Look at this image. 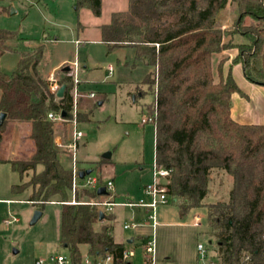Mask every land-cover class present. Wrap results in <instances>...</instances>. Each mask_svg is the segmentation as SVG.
Listing matches in <instances>:
<instances>
[{"label":"trees","instance_id":"16d2710c","mask_svg":"<svg viewBox=\"0 0 264 264\" xmlns=\"http://www.w3.org/2000/svg\"><path fill=\"white\" fill-rule=\"evenodd\" d=\"M228 0H128L127 9L110 15L99 26L100 41L107 53L132 48L135 58L152 68L143 80L154 96L150 107L154 125V162L169 171L167 195L180 217L193 209L206 213L207 234L214 244L218 264H262L264 261V124H240L231 118V96L241 94L222 59L213 75V54L229 48L238 51L231 65L240 64L244 78L264 84V27L247 28L248 20L264 22V0H232L238 11L235 32L244 33L245 43H224L226 31L217 28L216 17ZM88 9L101 15V0H75V10ZM1 13V12H0ZM260 21V20H259ZM264 24V23H262ZM16 35L0 29V58ZM43 45L23 54L14 72L0 69V149L8 123L27 125L33 152L25 159L8 162L23 179L13 192L31 187V204L43 206L52 198L61 205L59 244L72 264H80L81 249L90 255L111 254L121 263L126 243L113 238L115 219L89 204L71 205L72 169L66 167L70 153L55 142L71 119V78L62 73L61 98L49 91V83L38 73ZM144 94V92L142 91ZM141 94V95H143ZM63 121L49 120L48 113ZM63 113V116L61 115ZM37 166L42 170L36 172ZM230 177L226 200L205 203L210 176ZM81 196L97 199L96 190ZM80 194L77 196V199ZM100 223V229L95 225Z\"/></svg>","mask_w":264,"mask_h":264},{"label":"rangeland","instance_id":"374dc122","mask_svg":"<svg viewBox=\"0 0 264 264\" xmlns=\"http://www.w3.org/2000/svg\"><path fill=\"white\" fill-rule=\"evenodd\" d=\"M108 4V0H105L103 15L95 17L86 8L75 10V0H0V29L16 35L7 43L14 51L3 54L0 69L7 74L14 72L23 54L43 45L37 71L44 79L52 72L60 84L63 77L61 69L68 66L66 75H69V64L76 62L78 83L76 88L72 84L71 89V119L64 125V131H59L55 138L58 147L67 150L66 145L71 142L73 120L77 123L76 129L84 137L78 143L75 161L73 154L67 150L70 158L65 166L75 167L79 172L89 171L90 176L101 182L111 180L116 201L135 204L148 200L144 187L153 181L154 125L151 122L142 123V119L151 116L150 107L154 101L147 86L142 84L152 68L136 59L132 48L107 53L105 44L93 40L98 24L103 20L109 21ZM237 18V6L232 0H228L215 22L217 28L226 31L223 37L225 44L247 42L243 32H235ZM260 18L248 20L247 28L264 27ZM82 32L86 40L76 45L77 41H81ZM223 52H226L228 59L234 55L232 60L238 54L235 48L225 49L220 53ZM224 60L226 63L227 60ZM62 61L67 64L59 66ZM212 61L211 58V63ZM212 67L216 77L217 67ZM255 86L253 96L258 104L254 109H244L247 112L242 113L247 115L241 121L264 124V84ZM91 93L93 98L89 97ZM238 109L241 110L240 107ZM27 128V125L7 124L0 159L19 160L30 155L33 143L26 136ZM105 154L109 158H105ZM41 170L42 167L37 166L36 172ZM31 174L29 172L20 180L18 172L8 162L0 161V264H35L39 259H47L49 256L68 257L67 250L59 244L61 205L58 199L52 198L40 206L29 202L33 192L30 186L20 192L12 191L13 185L27 182ZM210 179L204 202L226 200L230 177L213 173ZM85 189L89 190L82 183H77L75 200H96L81 196V191ZM68 199L72 200L71 192ZM35 212L41 215L31 224ZM153 213L157 223L155 229L146 224L147 216ZM196 214L203 216L201 227L192 225ZM113 215L114 240L123 243L126 238L134 237L133 244L125 245V248L134 251L137 256L135 262H139L138 257L142 254L138 236H150L155 240L159 264H218L214 244L210 243L207 234L206 213L202 208L193 209L180 217L176 205L169 201L156 206L154 211L142 207H117ZM131 223L134 224L133 228H122L124 224ZM100 226L97 223L95 230L98 231ZM198 244L203 246L204 256L198 253ZM86 252L85 248L81 249L82 256Z\"/></svg>","mask_w":264,"mask_h":264},{"label":"built area","instance_id":"2783aa9c","mask_svg":"<svg viewBox=\"0 0 264 264\" xmlns=\"http://www.w3.org/2000/svg\"><path fill=\"white\" fill-rule=\"evenodd\" d=\"M78 45L79 42H76ZM71 68V72L69 73V77L71 78L72 84L74 88H76L78 80L76 79L77 75L76 72L78 70V64L76 62H72L69 64ZM46 80L49 83V91L51 94L55 95L60 84L57 83V80L53 77L52 74L47 76ZM77 92L75 90L74 96H76ZM90 98H93L94 95L91 93L89 94ZM47 118L49 120H55V121H63L62 118L59 115L48 113ZM152 116H148L147 119H142V123L151 122L152 123ZM76 121L73 120V129L71 131V142L66 145V149L73 154L74 161H75V152L78 147V143L83 139L84 134L76 129ZM79 171H76L75 167L72 168V185H71V193H72V200H70L67 204L71 205H79V204H89L96 206L103 212L105 215L109 216L112 215L113 211L117 207H142L146 210L154 211L156 206L167 204L170 201V198L167 195V183H168V177H169V171L157 167L155 162L153 164V181L152 184L146 185L144 187V192L146 195H148V200L144 201L141 200L138 203H130V202H117L115 196L113 195V186L112 181L107 180L105 182H101L95 177L90 176L89 174L85 175L83 179H80L78 177ZM160 180H163V182H160ZM77 183H82L83 187H88L89 189L97 190L100 187H103L106 191L105 195L99 196L96 200H89L87 202H78L75 200V192H76V185ZM201 215L196 214L193 216V222L192 225L195 227H201ZM7 223V222H6ZM146 224H150L154 229L157 225L155 220V214H149L147 216ZM134 224H124L122 228L124 230H128L129 228H133ZM142 242V254L140 256L139 262H135L136 255L132 249H126L124 248L122 254H121V263L122 264H159V261L156 258V252H155V240L154 237L147 236ZM197 251L202 256L205 255V250L201 244L197 245ZM113 256L111 254H106L105 256H101L98 254L90 255L86 252L84 256H81L80 264H113ZM243 264H249V258L244 257L243 258ZM35 264H72V261L69 257L65 258L61 255L57 256H49L47 259H39L35 262ZM214 264V263H210ZM264 264V261L263 263Z\"/></svg>","mask_w":264,"mask_h":264},{"label":"crops","instance_id":"0c3cea01","mask_svg":"<svg viewBox=\"0 0 264 264\" xmlns=\"http://www.w3.org/2000/svg\"><path fill=\"white\" fill-rule=\"evenodd\" d=\"M108 3L109 4L107 5V7H110L109 10H108V14L111 15V13H114V12H122V11H125L127 9L128 0H108ZM104 7H105V0H101V15H103ZM109 20H110V17H109ZM105 22H106V20H103V21H101L98 24V31H97V33L95 35V38L93 40H96L98 42H101L100 41L99 26H101L103 24H107L109 21L106 22V23ZM83 35H84L83 32L80 33L81 41H77V42H79L78 45H80V42H82V41L84 42L86 40V39H84L86 37H84ZM226 55H227L226 52H223V53L215 54L212 57V60H213L212 61V65L214 66V68L217 67V63H218V61L220 59H226L227 60V62L225 63V65L223 67V71H224L225 74L229 70V68L231 66L232 57L234 56V55H231L229 57L230 59H228ZM65 64H67V63H65L64 61H62L59 66H63ZM50 73L52 74V72H50ZM242 74L243 73H242L240 64H236V65H232L231 66V75H232L235 83L237 84V86H238L241 94L239 96L237 94H235V93L232 94V96H231L230 115H231V118L233 119V121H235L237 123H240V124H249L247 121H241V120L242 119H245V117L247 115V114H244L245 112H247V111H244V109H250V108L254 109V108H256V105L258 104V103H256V100H254V96H253L254 89H256L255 88L256 87L255 85H257V84H254V83H251V82L247 81ZM47 76H48V74H47ZM239 107L241 108V110L238 109ZM243 111H244V113H242ZM241 122H243V123H241ZM55 142L57 144V139L56 138H55ZM32 152H33V150H32ZM80 170H83V169H80ZM112 216L115 218V216L113 215V213H112ZM138 237H139V239L141 241L140 244H142L143 240L146 237H142V236H138ZM129 240L131 241V243H128ZM133 242H134V237H130V238H126V240L123 243H126V245L129 246L130 244L132 245ZM83 248H85V247H83ZM140 256H141V254L138 257L139 260H140Z\"/></svg>","mask_w":264,"mask_h":264},{"label":"water","instance_id":"95a60500","mask_svg":"<svg viewBox=\"0 0 264 264\" xmlns=\"http://www.w3.org/2000/svg\"><path fill=\"white\" fill-rule=\"evenodd\" d=\"M68 71H69V67H68V66H65V67H63V68L61 69V72H62V73H66V72H68ZM65 87H66L65 85H61V86L59 87V89L57 90V92H56V94H55V96H56L57 98H61V97L63 96L64 91H65ZM99 104H101V103H99ZM61 115L63 116V113H62ZM4 120H5V114L1 113V114H0V125H2V123H3ZM104 157H105V158H109V155H108V154H105ZM89 173H90L89 171H80V172L78 173V177H79L80 179H83L84 176L87 175V174H89ZM96 192H97V195H98V196H101V195H105V194H106V191H105V189H104L103 187L98 188V189L96 190ZM40 215H41V214H40L39 212H35V213H34V216H33V218H32L31 224H33L34 222H36ZM103 215H104L103 212H100V213H99V220H100V221L102 220ZM128 243H131V241L129 240Z\"/></svg>","mask_w":264,"mask_h":264}]
</instances>
